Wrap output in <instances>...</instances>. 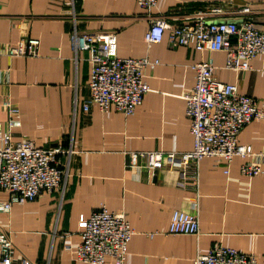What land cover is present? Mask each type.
Returning a JSON list of instances; mask_svg holds the SVG:
<instances>
[{
	"label": "crops",
	"instance_id": "crops-1",
	"mask_svg": "<svg viewBox=\"0 0 264 264\" xmlns=\"http://www.w3.org/2000/svg\"><path fill=\"white\" fill-rule=\"evenodd\" d=\"M250 7V13L237 14ZM220 7L208 20L250 19L264 31V0H158L147 12L135 0H0V144L30 140L40 148L70 149L66 177L59 188L0 209V228L10 237L13 264H91L77 261L79 217L100 207L123 212L133 230L124 264H193L198 253L222 246L252 253L264 264V172L240 173L244 162L203 158L198 167H162L149 172L146 161L130 163V151L183 152L192 148L183 96L195 84L194 65L211 59L213 77L235 84L240 94L264 109V55L250 68H227L223 51H198L169 44L147 45L144 33L154 18L172 24L197 10ZM77 32H111L120 57H147L157 64L143 70L150 91L131 115L83 105L88 97L90 62L70 43ZM39 40L38 54L13 56L21 39ZM19 111L13 118L3 102ZM10 119L16 120L10 124ZM238 143L250 145L247 160L264 169V120L240 131ZM246 161V160H245ZM8 194L0 190V203ZM197 216L199 234L168 232L172 211ZM70 247V248H69ZM0 264L1 261H0Z\"/></svg>",
	"mask_w": 264,
	"mask_h": 264
},
{
	"label": "built area",
	"instance_id": "built-area-1",
	"mask_svg": "<svg viewBox=\"0 0 264 264\" xmlns=\"http://www.w3.org/2000/svg\"><path fill=\"white\" fill-rule=\"evenodd\" d=\"M137 5L149 12L158 0H135ZM220 7L197 10L180 24L166 19L154 18L144 33L147 45L160 43L164 32L173 46H192L198 51H223L227 68L245 71L251 61L264 55V31H260L250 19L241 21H212L207 17L220 14ZM250 13V7L238 9L237 14ZM39 40L33 37L21 39L19 45L9 49L13 56L32 57L38 54ZM74 51H85L90 62L87 85L88 97L83 108L95 104L101 111L112 108L124 115L134 113L150 91L143 80V70L157 61L147 57H120L117 38L111 32H77L70 35ZM195 84L183 98L185 113L190 121L193 145L188 151H130V163L139 159L146 161L149 172L162 167H176L180 177L185 178L186 169L198 167L206 157L230 161L234 157L244 160L240 173L254 177L264 172L258 164L248 161L253 155L250 145L238 143L240 131L253 120H264V109L249 96L240 94L235 84L217 81L213 75L212 60H202L194 65ZM11 117L19 111L8 101L3 102ZM10 119V124L16 122ZM70 149L60 146L40 148L30 140L11 142L3 137L0 144V190L8 194L0 209L9 211L12 204L35 199L42 192H51L63 183L68 162L59 156L70 155ZM246 160V161H245ZM80 242L72 249L77 261L91 264H124L133 230L123 212H110L104 206L93 211L89 217H79ZM168 232L172 234H199L197 216L174 210L170 216ZM70 248V247H69ZM13 244L8 234L0 228V261L13 264ZM20 264H32L22 258ZM193 264H258L252 253H244L229 247H214L207 253H198Z\"/></svg>",
	"mask_w": 264,
	"mask_h": 264
}]
</instances>
